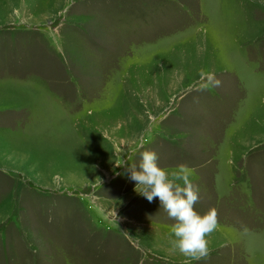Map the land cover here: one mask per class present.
<instances>
[{"label": "rangeland", "instance_id": "1", "mask_svg": "<svg viewBox=\"0 0 264 264\" xmlns=\"http://www.w3.org/2000/svg\"><path fill=\"white\" fill-rule=\"evenodd\" d=\"M144 150L264 264V0H0V264H184Z\"/></svg>", "mask_w": 264, "mask_h": 264}, {"label": "clouds", "instance_id": "2", "mask_svg": "<svg viewBox=\"0 0 264 264\" xmlns=\"http://www.w3.org/2000/svg\"><path fill=\"white\" fill-rule=\"evenodd\" d=\"M220 81H215L219 86ZM155 151L140 152L139 171L136 165L129 166L130 179L135 182L134 190L149 202L158 198L161 208L175 223L170 242L173 250H178L186 259L184 264L207 259L210 254L209 237L219 227L218 212L209 209L201 215L195 209L200 201L199 188L191 181V170L180 166L171 174L158 164ZM182 181V183H178Z\"/></svg>", "mask_w": 264, "mask_h": 264}]
</instances>
